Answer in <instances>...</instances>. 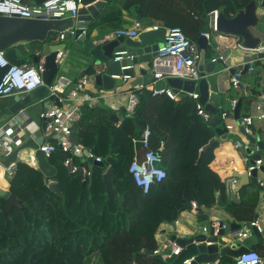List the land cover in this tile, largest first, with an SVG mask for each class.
Segmentation results:
<instances>
[{
    "label": "trees",
    "instance_id": "trees-1",
    "mask_svg": "<svg viewBox=\"0 0 264 264\" xmlns=\"http://www.w3.org/2000/svg\"><path fill=\"white\" fill-rule=\"evenodd\" d=\"M26 1L41 5L47 0ZM250 1L110 0L87 33L105 26L118 28L127 16L151 27H179L188 39L197 42L202 33L216 34L210 26L212 12L224 8L229 18ZM56 36L52 34L50 40ZM37 54L34 51L27 56L35 62L40 59ZM5 56L12 64H24L14 47ZM4 72L0 68V81ZM137 93L139 105L134 116L126 115L119 127L110 121V110L82 107L77 137L85 149L105 163L91 171V185L89 176L83 179L69 171L64 164L66 157L59 151L48 159L56 169L52 179L18 164L10 181L11 190L6 197H0V264H162L144 252L156 250L154 232L159 223L154 221L153 213L169 211L172 204L177 213L204 192L224 193L219 176L210 168L219 143L204 150L216 137V129L197 115L194 101L186 96L174 102L165 96L153 97L147 90ZM135 119L151 130L152 148L163 157V168L168 174L148 194L136 186L129 174L134 158L132 138L142 136ZM137 150H141L140 145ZM79 161V156L72 157V164L81 168L76 164ZM88 163L84 166L89 167ZM109 167L115 173L117 194L108 193L103 181ZM20 176L24 180L19 186ZM51 180L57 183L59 193L51 189ZM18 186H22L19 192ZM241 193L252 192L244 188ZM9 195L21 201L23 208L14 207L5 215ZM248 211L242 209L245 216L239 218L252 220L254 209Z\"/></svg>",
    "mask_w": 264,
    "mask_h": 264
},
{
    "label": "water",
    "instance_id": "water-1",
    "mask_svg": "<svg viewBox=\"0 0 264 264\" xmlns=\"http://www.w3.org/2000/svg\"><path fill=\"white\" fill-rule=\"evenodd\" d=\"M110 0H82L83 7L79 10L78 16L74 18L71 14H67L63 19H20L18 17H0V51L6 52L9 49L19 44H32L41 43L43 46L42 55L45 59V71L43 73L44 86L31 92L25 100H19L15 97V104L11 108L12 115H18L26 108V106L35 100H44L48 87H50L59 77L63 68L57 62V55L59 52H64L66 45L50 44L48 41L52 34H63L65 41H74L75 46L81 48V53L87 56L88 67L80 73L78 79L84 77H92V81L102 87L104 92H114L115 90L123 87L125 82L122 78L123 75L130 76L131 79L135 77L137 69L136 66L148 64L153 61L157 56V51L161 47L162 42L165 39L167 29L161 27L159 30H149L142 32L137 39L117 37L115 39L100 40L99 36L94 34V30L87 35H83L84 30H89L93 21L99 16L106 3ZM264 0H251L249 4L242 8L237 9L232 17H226L224 8L218 10V16L216 19V30L220 33L230 34L239 37L241 40V46L248 51H253L258 48L264 47V29L262 23L264 21ZM52 43V42H51ZM197 44L201 49V59L198 67L201 74H210L208 79H202L199 83L192 81H183L181 79H170L168 85L184 93H194L196 89L200 93V102L205 106L207 112L211 115L210 125L216 129V136L223 137L228 134L225 125L221 124L219 114L223 106V96L226 93L225 81L229 80L234 75L235 70L224 71L220 73L217 71L219 67H224L223 63L209 62L206 63V49L208 41L204 37H200L197 40ZM74 49H77V48ZM78 50V49H77ZM123 53L122 55H117ZM121 59L115 62L116 58ZM38 59H35V63H38ZM131 66L132 69L122 70L125 67ZM248 66L244 68L243 75H246ZM146 76L145 84H149L151 78L148 77L147 71H142ZM120 76L121 78H115ZM77 88L76 83L70 87L65 93L68 97L70 92ZM58 103V101H56ZM241 105L240 101L234 112V118L237 120V125L240 127V132L249 141L250 145L258 144L260 147L263 143L258 136L248 135L245 132L244 122L241 119ZM59 107H62L59 104ZM22 116V115H21ZM111 118H117L116 115H112ZM115 123L117 121H114ZM136 127L142 132L146 129L141 126L138 119H135ZM33 124L30 121L23 126L24 130L29 125ZM41 125L44 131H46L47 121L42 119ZM77 128L73 127L72 136L77 144L80 141L77 137ZM216 137H214L208 145L204 147L207 151L217 143ZM51 143L56 144L57 140L53 139ZM40 145L32 138L22 143L18 148L14 150L12 154L8 156V159L3 162L7 167L11 163L17 162L20 159V154L23 151L32 150L34 157L38 163L41 172L48 178H53L56 174V169L53 168L45 155L40 151ZM246 153L251 156V165L255 164V161L260 159V155H254L249 147H246ZM65 157H70V154H62ZM88 151L85 150L79 157H87ZM89 170H90V185L92 183L91 171L94 167H104L105 163H98L92 158H88ZM69 171L71 168H68ZM264 173V166L259 169L245 173L240 180V184L237 186L236 191H240L248 186H254L260 191L264 190V187L259 182V174ZM78 176L85 179V171L80 168ZM115 177L114 171L109 168L103 175V181L108 193L117 194L113 189V178ZM235 177H239L236 175ZM51 189L59 193L57 183L52 182L50 184ZM8 192L0 188V197H6ZM218 206L224 208L222 193H217ZM238 196L235 197L237 199ZM8 207L5 215H8L12 208H23L21 201L15 196L9 195L7 198ZM198 206H204V202L201 198H198ZM189 210L191 209L188 204ZM242 230V226L236 223H221L218 233H213L211 236H207L203 233L195 230L191 235L187 237L173 236L172 243L182 249L180 255L173 253V248H169L162 255H154V252L144 251L152 256L154 259L160 261L162 264H218V262L225 258H232L235 262L239 260L240 256L246 252L252 251V246L263 239L262 234L258 233L256 228L249 226L250 237L249 242L241 247L235 241L237 233ZM215 232V231H214ZM170 256L164 259V256Z\"/></svg>",
    "mask_w": 264,
    "mask_h": 264
},
{
    "label": "built area",
    "instance_id": "built-area-1",
    "mask_svg": "<svg viewBox=\"0 0 264 264\" xmlns=\"http://www.w3.org/2000/svg\"><path fill=\"white\" fill-rule=\"evenodd\" d=\"M83 7L82 0H47L41 5H33L26 0H0V17H18L20 19H63L67 14H71L74 18L78 16L79 10ZM264 10V6L262 7ZM218 16V10L211 14V28L216 33H202L201 37L206 38L208 41L207 48L211 44H214L212 58L210 62H221L224 65V71L235 70L234 75L230 77L228 81L230 88L240 89L242 86L243 71L248 66V73L256 71V66L259 63L264 64V47L258 48L253 51L245 50L241 46V40L239 37L220 33L216 30V19ZM264 27V21L262 23ZM161 27L153 26L146 27L145 23L141 20H135L133 27L117 29L110 39H115L119 36L137 39L138 36L149 30H159ZM166 36L162 41L161 47L157 51V56L152 61L151 80L149 84L142 83L136 89H132L126 92V101L124 104V111L127 116L133 117L136 109L139 105L138 91H151L153 97L165 96L171 101L180 102L183 98L182 94L187 95L195 103V109L197 115L201 117L205 122L211 120V115L206 111L205 106L200 102V93H184L177 91L168 85L170 79H181L183 81H192L199 83L202 79H208L210 74H201L199 71V61L201 59V49L197 42L188 39L179 27L166 28ZM83 35H87V30L83 31ZM59 39L64 40V35L59 34ZM213 41V43H212ZM235 51H241L246 53V58H233ZM118 53L117 55H122ZM116 58L114 61H120ZM66 55L64 52H59L57 55V62L61 66H64ZM0 68L5 72L0 81V98L18 97L19 100H25V98L33 91L44 86L43 73L45 71V59L40 57L38 63L25 62L22 65L12 64L5 56V52L0 51ZM132 69L131 66L125 67L122 70ZM115 78H121L115 76ZM125 83L131 80L130 76H122ZM77 88L73 89L69 98L73 101L74 105L69 110L63 108H57L49 106L41 113L40 118L47 121L46 131L55 135L57 140L56 144L48 143L40 146V151L45 155L46 159L52 157V155L59 151L62 154H70V157H66L65 166L70 167V172L76 174L79 172L80 167L72 164V157L82 155L85 149L81 144H77L72 136V129L76 127L82 117V107L87 105L90 108L95 107V98L92 97L87 91L88 77L77 79L75 81ZM161 84H164L161 86ZM72 86L71 81H67L65 78H58L50 87L46 95V100L49 103L58 101L62 103L63 96L66 91ZM114 96V95H113ZM109 97V96H106ZM238 100H233L228 108H222L219 114L221 123L225 125L228 132H233L238 128L237 120L234 118V112L238 105ZM254 114L241 118L244 122L245 132L248 135H254L253 127L256 121L264 120V94L259 97L254 105ZM16 122L0 126V172L7 181H11L18 169V163H11L9 166H4L2 163L3 157H8L18 148L23 140L19 137L18 131L20 128H15ZM151 130L146 128L142 132L141 138H132L134 145V158L129 166V174L132 176L136 186L140 188L144 194H148L154 185L164 182L168 174L163 168L164 159L152 148L151 144ZM141 146V150H137V146ZM246 147H249L255 155V153L261 152V147L256 145H250L246 140L244 143H237L236 148L241 154H246ZM87 159L92 158L98 163H102L103 159L95 157L89 150ZM202 152V150H200ZM251 156L244 157L245 163L248 165L246 173L250 174L256 169L264 166V159L260 158L255 161V164L251 165ZM32 162L36 161L32 156ZM38 165V163H34ZM232 166L233 163L231 162ZM90 173H85V177ZM244 173H241V178ZM239 179L236 177H226L223 179L222 184L224 188V194L226 196H232L237 193L236 188L239 185ZM191 212L197 213L198 202L193 201L190 203ZM221 223L214 225L215 234L219 231ZM250 227L256 228L258 232L262 229L258 222H252L248 224L247 229ZM237 236L247 238L248 234L242 230L237 233ZM181 249L173 250L175 255H179ZM154 255H162L160 251L154 252ZM170 256H164V259ZM189 262V261H188ZM186 262V263H188ZM131 264H139L134 261ZM234 264H264V258L261 255L252 250L242 254L238 261Z\"/></svg>",
    "mask_w": 264,
    "mask_h": 264
},
{
    "label": "crops",
    "instance_id": "crops-1",
    "mask_svg": "<svg viewBox=\"0 0 264 264\" xmlns=\"http://www.w3.org/2000/svg\"><path fill=\"white\" fill-rule=\"evenodd\" d=\"M135 20L136 19L134 18L125 16V20L121 24V26L115 29H120V28L130 29L133 27V23ZM145 26L148 28L151 27V26H147L146 24ZM103 28L105 30H102L101 32L98 31V28L94 30V34L98 35L99 36L98 39L100 40L110 39V37H112L113 33L116 31L115 29H112L113 27L109 28L105 26ZM262 28L264 29L263 26ZM71 42L72 43L69 47V45L66 43L65 40L62 41L59 39V34H57V36L53 40L48 41V43L50 44L66 45V49L64 51L66 55V60L64 66L62 67L63 71L66 70L65 71L66 73L61 72L60 77L65 78L67 81H71L72 85H74L80 73L88 67V62L86 61L87 56L81 53L82 49L78 48V46L76 47L74 41ZM213 46L214 44H211L210 47L207 48L205 51L206 63H209L211 61L213 54L211 49H213ZM75 47L78 50L74 49ZM42 49L43 47H40L35 44H19L14 47V52L16 55L20 56L21 59H24V63L29 61L35 63L34 61L30 60L27 54L29 52L38 51L39 54L37 55L43 57L41 56ZM245 54L246 53H242L241 51H235L233 54V58L245 59L246 58ZM136 69L137 72L135 77L129 80L127 83H125L123 87L115 90L114 92H104L102 87L97 86L94 83V81H92L91 76L88 77V85L86 87V91L96 99L94 108L99 107L110 110L111 117L112 115H116L117 117L116 119L110 117V121L113 122L117 127L121 125V123L123 122L126 116V113L124 111L126 92L138 88V86L141 85L142 83L145 84L146 76L143 75L142 73L143 70L147 71L148 77L151 78L150 75L152 71V62L148 64L138 65L136 66ZM223 70L224 67H220L218 68L217 71L223 73ZM163 85L164 84H161V86ZM225 85H226V90H227L226 93H227L231 90L227 80L225 81ZM239 91H241L240 93L242 95L240 97L232 98L231 101L229 102V105L233 100H238L239 102L240 101L242 102L241 118L249 116L250 114H254L255 113L253 109L254 105L256 101L259 99V97L264 94V64L259 63L256 66L255 72L252 73L247 72L246 75H243L242 86L239 89ZM195 92L199 93V90L196 89ZM226 93L222 94L223 96L222 108H224V95ZM182 96L186 97L187 95L182 94ZM14 104H15V98L13 97L0 98V126L10 124L14 121L16 122L15 128H20L18 134L19 137L23 140V143L29 140L30 138H32L40 146L51 143V141L55 139V135L52 133H48L47 131H44L41 125L42 119L40 118V115L49 106L48 104L57 108H63L64 110H69L74 105L73 101L70 100V98L67 97L66 95L63 96L62 103L60 102L56 103L55 101L54 103L51 102L49 103V100H46L45 97L44 100H35L30 102L26 106V108L22 110L21 113L15 116L12 115L11 113V108L13 107ZM59 104L62 107H59ZM36 111L39 114L40 122H36L34 118ZM30 121H33V124L31 126L29 125L27 129L25 128L24 130L23 126L28 124ZM114 121L117 122L115 123ZM34 122L36 123V125ZM239 128L240 127L238 126V128L235 131L228 132V135L227 134L224 135L223 137H221V139H218V137L216 136L219 146L214 152L215 157L213 162L210 164V168L214 173H216L219 176L221 183L223 179L226 177H235L236 175H240L241 173L245 174L246 169L248 168V165L245 163L244 157L249 155L247 153L244 155L241 154L236 148L237 143H244L246 141V138L242 135ZM253 131H254V135L258 136L260 141L263 143V146L261 147V152L258 154L255 153V155H260L261 158L264 159V120L256 121L253 127ZM251 150H253L252 147ZM32 156H34V152L32 150L23 151L20 154V159L17 160V163L22 164L23 165L22 168L27 171L30 168H32L34 170H38L41 172L39 166L34 164L37 161L34 162L31 161ZM79 158L80 161L76 162V164L80 165L81 168L84 169L86 174L90 173L89 167L84 166V164L88 162L87 157H79ZM7 159H8L7 156L3 157L2 163L5 162ZM231 162L233 163V166ZM20 178H21V182L18 184L19 186L24 180L23 177L20 176ZM236 178H238L239 181L241 180L240 177H236ZM259 182L264 187V173L259 174ZM19 186L16 187V190L18 192L22 188V186L21 187ZM0 188L6 190L7 192H9L12 188L10 181H7L6 178L3 176L2 178H0ZM245 188H249V191L252 193H241L242 190L240 191V193H236L235 195L232 196H226L224 193H222V199L224 201L223 204L225 205L224 208H219L218 206L217 193H202V197L200 198L202 199L203 202L205 201L204 202L205 204L204 206L198 208L197 213H192L188 207L179 210L176 213L173 210L175 209L174 204H172V206L169 205L171 206L169 207L170 208L169 211L168 210L164 211L165 210L164 209V210H157L156 212H154L153 213L155 219L154 221H158L159 223L157 229L154 232V239L156 242V250L154 252L160 251V253L163 254L169 248H173V250L181 249L180 247L176 246V244L172 243L171 240L173 239V236L187 237L191 235L195 230H198V232L203 233L207 236H211L213 233H215L214 225L217 223H236L241 225L242 231L246 232L248 234V237L242 238L240 236H237L235 241L238 245L244 247L249 242V237L251 234L249 230L247 231L248 224L252 222H258L262 231L261 232L257 231V232L262 234L263 239L256 242L252 246V250L258 252L261 255V257L264 258V190L260 191L258 188L251 185ZM113 189H114V183H113ZM236 196H238L237 199H235ZM193 201L198 202V199ZM243 202H245L246 204L245 205L242 204ZM233 203L242 204V205L233 206L232 205ZM245 208H247L249 211H252L254 209V218L252 220L249 219L242 220L239 218V216H245L244 213H241V210ZM249 211L248 213H250ZM188 263H190V261ZM234 263L235 261L229 257H225L218 262V264H234Z\"/></svg>",
    "mask_w": 264,
    "mask_h": 264
},
{
    "label": "rangeland",
    "instance_id": "rangeland-1",
    "mask_svg": "<svg viewBox=\"0 0 264 264\" xmlns=\"http://www.w3.org/2000/svg\"><path fill=\"white\" fill-rule=\"evenodd\" d=\"M102 30H105L103 27L101 28H98V31L101 32ZM211 33V32H209ZM162 42V41H161ZM66 43L69 45H71V41H66ZM220 68V67H219ZM241 91H239L238 89L236 88H232L229 92H227L225 95H224V108H228L229 107V102L231 101L232 98L234 97H240L242 94L240 93ZM39 110V109H38ZM34 118L36 120V122H40V119H39V114L38 112L36 111L35 115H34ZM35 123V122H34ZM223 123H221L218 127H221ZM32 125V124H31ZM30 125V126H31ZM36 125V123H35ZM228 135V134H227ZM218 139H221L220 137H218ZM206 193V192H204Z\"/></svg>",
    "mask_w": 264,
    "mask_h": 264
}]
</instances>
